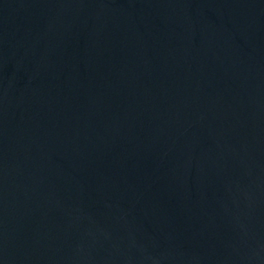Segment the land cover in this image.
<instances>
[{
  "label": "water",
  "instance_id": "obj_1",
  "mask_svg": "<svg viewBox=\"0 0 264 264\" xmlns=\"http://www.w3.org/2000/svg\"><path fill=\"white\" fill-rule=\"evenodd\" d=\"M0 264H264V0H0Z\"/></svg>",
  "mask_w": 264,
  "mask_h": 264
}]
</instances>
